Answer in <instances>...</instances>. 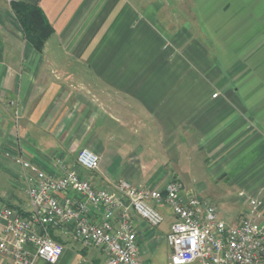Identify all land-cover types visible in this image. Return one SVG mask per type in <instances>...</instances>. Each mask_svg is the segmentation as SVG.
<instances>
[{"label":"crops","instance_id":"1","mask_svg":"<svg viewBox=\"0 0 264 264\" xmlns=\"http://www.w3.org/2000/svg\"><path fill=\"white\" fill-rule=\"evenodd\" d=\"M14 1L51 24L44 48L27 39ZM84 147L100 156L93 171L76 164ZM6 152L54 174L63 160L97 187L179 179L230 222L258 198L264 220V0H0V206L27 214L22 168ZM152 204L165 216L158 226L130 210L140 255L171 264L174 217ZM103 215L89 210L94 222ZM50 233L64 245L55 264H107L71 228Z\"/></svg>","mask_w":264,"mask_h":264},{"label":"built area","instance_id":"2","mask_svg":"<svg viewBox=\"0 0 264 264\" xmlns=\"http://www.w3.org/2000/svg\"><path fill=\"white\" fill-rule=\"evenodd\" d=\"M13 157L22 168L31 210L22 214L0 206V255L7 258L0 264H37L39 259L55 264L64 245L51 235V228L64 232L71 228L85 246L101 247L107 264H146L130 210L158 226L165 216L152 201L168 207L174 217L166 234L171 264H264V220L258 198L248 199L244 216L230 222L217 205L187 192L179 179L162 188L138 187L121 179L110 189L97 187L63 160H59L60 173L54 174L22 155ZM99 161L100 156L88 147L76 157V164L86 171L97 169ZM91 207L104 209L100 222L90 219Z\"/></svg>","mask_w":264,"mask_h":264},{"label":"trees","instance_id":"3","mask_svg":"<svg viewBox=\"0 0 264 264\" xmlns=\"http://www.w3.org/2000/svg\"><path fill=\"white\" fill-rule=\"evenodd\" d=\"M13 9L24 29L27 39L36 49H42L53 28L41 9L21 1L12 3Z\"/></svg>","mask_w":264,"mask_h":264},{"label":"rangeland","instance_id":"4","mask_svg":"<svg viewBox=\"0 0 264 264\" xmlns=\"http://www.w3.org/2000/svg\"><path fill=\"white\" fill-rule=\"evenodd\" d=\"M191 170H193V174H192V176L190 177V180H189V182H191L190 184V186H193V187H197L198 185H197V183L196 182H194V180H192V179H195V180H202V177L201 178H199L198 176V172H200V168H191ZM200 174V173H199ZM201 176V175H200ZM193 177H195V178H193ZM187 182V181H186ZM211 189H213V187H214V185H208ZM225 218H226V220H230V216L229 215H225L224 216ZM167 256H168V251L166 250V246L165 245H162L161 246V248H160V250H159V252H158V255H157V257H161V260H166L167 259ZM163 264H166L165 262L163 263ZM188 264H200L198 261H195V262H191V263H188Z\"/></svg>","mask_w":264,"mask_h":264}]
</instances>
